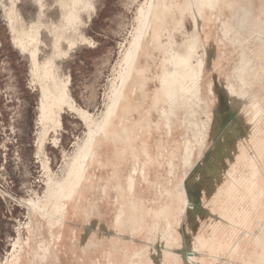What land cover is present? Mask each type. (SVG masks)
I'll list each match as a JSON object with an SVG mask.
<instances>
[{"label":"rangeland","instance_id":"rangeland-1","mask_svg":"<svg viewBox=\"0 0 264 264\" xmlns=\"http://www.w3.org/2000/svg\"><path fill=\"white\" fill-rule=\"evenodd\" d=\"M61 1L0 0V264H184L178 251L187 237L194 242L211 223L219 221L228 205L237 210L251 207L249 200L225 202L224 192L241 169L253 163L255 145L264 158V0H237L234 9L226 5L227 0H220L216 8L207 9L211 24L207 51L203 44L197 49V55L205 58L204 95L201 100L180 97L176 115L162 87L156 91L164 54L154 50L157 64L147 79L150 91L157 93L143 111H153L156 139L125 137L118 147L113 141L111 156L105 162L89 158L82 168L89 127L68 103L62 105L59 122L49 124L45 146L39 148L44 131L42 88L34 76L31 50H36L40 65L52 61L74 105L92 113L96 122H103L139 12L148 0H94L95 9L81 11L80 36L66 34L75 44L61 38L58 46L64 14ZM13 2L20 24L18 18L13 22L8 15ZM191 2L198 5L199 0H179L182 8ZM165 14L167 22L173 19L171 13ZM176 20L185 22L184 28L173 29L175 48L181 49L195 33L192 10L178 14ZM27 30L37 34L35 45L20 43L21 32ZM200 33L203 36L202 30ZM246 52L261 56L253 71ZM154 61L150 58L151 64ZM255 99L263 108L257 119L252 108ZM120 114L125 121L133 118L128 109ZM132 124L138 131L146 130L138 120ZM118 127L122 131L126 124L118 123ZM234 144L238 148H233ZM138 145L151 149L163 173L154 174L151 186L143 188L147 205L134 209L125 182L130 174L137 179L142 175L138 167L133 168L134 147ZM258 177L264 191V161ZM51 179L57 182L55 187ZM179 183L186 185L183 198ZM71 185L82 189L85 196L79 219L65 218L64 211L55 210L60 187ZM104 200L108 202L106 221L102 211L95 208ZM30 201L45 210L39 212L37 220ZM48 210L55 211L53 219L62 226L71 225L67 250L60 233L54 237L44 231ZM225 240L227 247L221 259L209 264H247L255 253L259 258L264 254V215L255 218L252 233L242 227L227 228ZM233 243L241 249L236 258L230 252Z\"/></svg>","mask_w":264,"mask_h":264},{"label":"bare ground","instance_id":"bare-ground-1","mask_svg":"<svg viewBox=\"0 0 264 264\" xmlns=\"http://www.w3.org/2000/svg\"><path fill=\"white\" fill-rule=\"evenodd\" d=\"M219 1L220 0H199L198 5H194L191 2L185 8H182L180 6L179 0H170V1L148 0L147 1V4L139 12L138 25L136 27L135 34L131 42V46L126 52L125 57L122 61V67H121L122 72L119 76L117 85L114 87L111 96V104L108 106L105 112L104 121L100 123L95 121L94 115L92 113L86 111L81 107H76L74 105L73 103L74 100L73 101L71 100L70 95L68 93L69 90H67L65 83H63V81L60 80L59 77L55 74L56 72H54L52 61L46 64L42 63V65H40L37 61L36 50H31V55L35 67L34 70L35 72L33 71L35 73L34 76L39 78L38 80H40L41 88H42L40 113H41L42 122L44 123V129H43L44 131L40 137L39 148L43 150L45 146L46 135L49 132V127H50L49 124L50 123L54 124L59 122L58 117L60 115V111L62 110V105L63 104L65 105V103H68L73 108L77 109L79 116H81V118L85 121V123L89 127L88 144L86 151L83 155L82 161L80 162L81 165L80 168H82L83 164L89 158H97L98 160L105 162V160L111 156V151H112L111 142L113 141L116 142V145L118 147L119 144L124 142L125 137H128L130 140L136 138L140 141L145 140L146 138L149 137L150 138L154 137L156 139L155 133H153L154 129L152 125L153 111L152 109H148L146 112H144L143 110L145 106L151 103V100L154 99L157 93L156 91L159 92L160 87H162V91H164V96L168 99V102L173 104L172 110L174 112V115H176V110H178L180 107L178 106L180 97L182 99H186L187 97L189 98L196 97L201 100V96L204 92L202 91V81L204 80L203 75H204L205 67L203 66V64H205L204 63L205 58L203 56L197 55V52H199L197 51V49L201 44H203L204 46L203 48L206 50L205 47L207 45L209 35L211 34V24L209 22L210 19L207 14V9L216 8ZM225 3H227L226 5L229 8L234 9L237 0H227L225 1ZM11 6L8 7L9 18L13 22L14 21L17 22V18H18L17 16H19L18 15L19 13H17L16 11L17 9H15L14 2ZM61 6L64 12L63 25L60 28V31H58L59 34L57 37V45L59 46V41L61 38L68 39V42H70V44L73 45L75 44V41L74 39L72 40V38H76V36H80L79 35L80 33H78V29L81 23V11L83 10L90 11V9H95L94 0H62ZM188 9H191L193 12L194 22H195V33L183 48L176 49L175 48L176 39L173 34L174 32L173 29L175 30L176 26L180 28L185 27V22L183 20L177 21L176 17L178 14H183L184 12L188 11ZM5 12L7 11L5 10ZM92 12L94 11L92 10ZM165 12H169L173 15V19L170 20L169 22H167ZM246 12L248 13L249 11L246 10ZM18 22H19V18H18ZM166 23H168V27H164L166 26L165 25ZM201 30L203 31V36L200 33ZM24 31L21 32V37L18 38L20 43H22L24 46H28V43L30 45H35V42L37 40V34L33 31H28V30H27L28 32H24ZM17 32L19 33V31ZM69 32L72 33V34L70 33V35L73 36L72 38L67 37L66 34ZM16 40L17 39L15 38V41ZM154 50H158L164 54V59H163L164 63L162 65L163 66L162 73L159 74L160 86H158L156 91L153 92L150 91L149 89V84H148L149 81L147 78H151L149 72H153L154 66L157 64L156 58H154L152 55ZM217 52L219 53V51ZM65 53H68V51ZM244 56L246 60H249V63H251L252 71L255 70L259 58L261 56L258 55L256 52H252V53L246 52L244 53ZM150 58H152L153 61L155 60L152 64L150 63ZM195 58L197 59V64H194ZM155 62L156 64H154ZM227 65L226 67H228ZM215 77L216 76L214 75V78ZM252 108L254 112V117L256 119L259 118L263 112V108L261 106V102L259 99H255L252 102ZM125 109H128L129 111H131V113H133L132 114L133 118H131L130 120L128 118V121H125V116L120 114L121 112L123 113ZM163 113L167 115L166 109H164ZM170 118L171 117L168 116V119ZM135 120H138L139 124H141L144 128H146V130L143 132L138 131L136 127H134L132 124L133 121ZM118 123H122V125L126 124V127L125 128L123 127V130L120 131L118 127ZM93 124L95 127L92 126ZM111 127H113L112 130ZM238 146L239 145L234 144L233 148H238ZM254 148H255V155L252 157L253 163L247 166L248 168L245 167V169H241L242 171L240 170L241 173L240 174L238 173L236 177L233 178L234 183L226 189V191L224 192L225 197L223 196L225 202L229 204L231 203L234 204V201L235 202L238 201L239 203L240 201L249 200L251 202V207L250 208L242 207L241 210H237L233 206L231 207L230 205H228L226 209H223V212L220 211L221 217L219 218V221L216 220L215 223L214 222L211 223L209 227L206 228V230L203 231V233L194 242H190L189 240H187L188 237L186 236L187 238L184 247L180 248L178 251V253L181 254L182 257L184 258V262H185L184 264H209L211 260L217 261L221 259V256L223 255L227 247V242L225 240V236L227 234V228L242 227L243 229L245 228V230L248 233H252L255 227V218L264 215V191L260 189L259 177H258L259 167L261 162L264 161V158L261 157L260 153L258 152L259 148L257 147V145H255ZM134 151H135V158H134L135 163L133 168L137 170L136 167H138L142 175L138 179L135 177L137 179L136 180L135 178L132 177L133 175L130 174L127 177L125 183H126V187L129 188L130 190L131 197L134 199L133 201H131L133 208L136 209L137 207H139L138 205L140 206L147 205L142 197L143 188L146 186L148 187L151 186V184L153 183L152 177L154 174L159 176V174L163 172L157 166L160 163L150 148L144 146L142 147L138 145L136 146V148L134 147ZM178 168H180V165ZM78 171H80V169H78ZM51 184L52 187H55L57 182L51 179ZM177 187H178L179 196L183 198V196L187 194L186 185L179 183ZM60 188H61V192L60 195L57 196V204L55 206L57 208H55V210L59 209L60 211H64L65 218L71 217V218L79 219L80 217H82L83 214H82L81 205L84 203V198H85L82 189H77L74 185H71L69 187L63 186ZM107 203L108 202L104 200L101 202V204L95 207L98 208L100 212L102 211V215L105 221L107 220V215H108ZM28 204L31 206L36 220L37 218H39V215L42 211L45 212L44 209L41 210L40 206L36 202L30 201ZM204 208L205 207H203L202 209ZM47 213L48 216L44 218L45 220L43 222L44 231L51 233V235L54 237H56L57 234L60 233L59 235L62 241V246L63 248H65V250H67L69 246V241L67 238L71 230V225L64 227L62 226L63 223L53 219L56 216L55 211L48 210ZM89 214L90 213L87 211L88 216ZM141 227L144 228L145 226L142 224ZM240 250L241 249L239 244L233 243L230 251L232 253L231 254L232 258L238 257ZM255 256L257 257V260L253 259ZM38 257L41 260L44 258L40 253H38ZM245 260L246 259L244 257V261ZM246 261L247 264H264V254L258 258V253H255V255L249 257V259Z\"/></svg>","mask_w":264,"mask_h":264}]
</instances>
